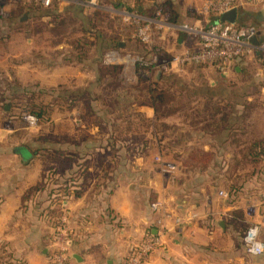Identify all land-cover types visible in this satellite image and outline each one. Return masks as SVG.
I'll list each match as a JSON object with an SVG mask.
<instances>
[{
  "label": "crops",
  "instance_id": "0c3cea01",
  "mask_svg": "<svg viewBox=\"0 0 264 264\" xmlns=\"http://www.w3.org/2000/svg\"><path fill=\"white\" fill-rule=\"evenodd\" d=\"M71 1L55 0L51 7L60 10L66 3L72 5ZM85 1L77 0L80 8H87L83 4ZM172 1L182 15L188 16L207 0ZM242 3L241 7H259L258 13L264 20V0H242ZM110 7L113 10L107 12L114 14V9L121 6L110 3ZM96 8L101 12L105 6L100 3ZM138 11L148 16L141 8ZM176 40L177 44H168V50L172 47L169 51L179 48L185 52L198 46L185 32ZM3 61L0 60V78H5ZM16 67L14 72L18 79L25 78L26 71L30 77H36L33 63H18ZM230 69L223 72L222 77L231 78ZM239 69L235 68L236 72H241ZM81 77L85 78L78 71L67 80ZM11 88L0 83L1 264H50L62 243L60 236L66 241L68 264H125L151 240L156 244L141 264H264V254H248L243 241L244 228L257 223L264 242V203L261 199L264 177L261 180L252 177L251 181L242 177L262 174L264 170V164L251 161L245 151L253 141L264 140V118L246 113L250 106L255 109L250 92L239 88L213 92L214 95L237 96L238 100L227 98L233 111L224 115L215 112L212 120L196 121L197 128L208 124V132H197L183 148H174L173 161L163 156L177 168L171 178H166L155 161L158 154L164 155L163 145L167 141L164 131L151 135L146 129L140 141L128 134L117 141L112 151L109 143L113 142L114 133L102 135L98 127L91 129L84 125L82 119L76 117L78 112L70 109L72 112L64 113L57 120L61 122L57 125L60 130L54 125L50 130L56 135L71 136L73 140L65 137L62 147H58L60 150L56 146L57 150L51 151L46 145L36 144L38 136L32 135L35 130L38 133L44 130L45 124L33 128L25 124L19 114L13 116L17 99H4L7 93L16 94ZM257 93L263 96L264 88ZM243 95H247L246 98ZM261 107L264 110V106ZM131 109L151 124L156 121V110L151 105L136 103ZM8 115L15 122L11 129L5 128ZM213 119L217 122L213 123ZM128 123L133 127L131 117ZM213 127H219V133H214ZM88 137L94 145L88 144ZM152 139L158 144L157 153L143 147ZM17 147L26 151L15 152ZM61 163L62 183L56 179L55 183L45 184L47 169ZM80 163L83 174L76 180L68 177L73 167ZM187 173L193 179L189 184L181 182L182 174ZM228 175L239 178L241 187L235 199L229 194L223 195L229 193L228 185L237 179L232 180ZM157 200L164 205L155 210L153 203ZM252 204H256L257 209L249 216L247 209Z\"/></svg>",
  "mask_w": 264,
  "mask_h": 264
},
{
  "label": "rangeland",
  "instance_id": "374dc122",
  "mask_svg": "<svg viewBox=\"0 0 264 264\" xmlns=\"http://www.w3.org/2000/svg\"><path fill=\"white\" fill-rule=\"evenodd\" d=\"M72 1V5L66 3L59 10L54 9V7L46 8L44 5L30 7L24 2L14 3V1L11 3L7 0V3L9 2L6 5L7 14L5 18H0V60L4 59L2 74L5 76V78L2 76L4 79L0 78V83L6 86L10 85L12 87L10 91L16 92L15 95L7 93L4 99H17L13 116L19 114L25 124L24 117L26 115L34 114L33 111L35 113L43 112L42 116L36 115L38 125L45 124L47 127L44 129L45 131L41 130L40 133L36 130L33 131L32 135L38 136L36 144L46 145L51 151H56L62 147L65 137L69 138V141L73 140L71 136H64L62 133L56 135L50 129L54 125L55 129L58 130L59 128L60 130L61 127L57 125H60L61 122L57 120L62 118L64 113L72 112L70 109H75L78 112L76 117L81 118L84 125L86 124L91 129L94 126L98 127L99 132L104 136L112 131L115 141L126 138L128 134L134 140L140 141L146 129L151 135L164 131L167 141L163 145L165 149H161L164 155H161L173 161L174 148H183L190 136L197 132H208V124L204 123L202 127L197 128L194 125L196 121H203L206 118L212 120L211 116L215 114L224 115L233 111V108L228 105L230 100L227 101V98L238 100L237 96L234 98L228 95H214L215 93H213L214 91L225 92L230 88H239L250 92L252 99L255 100L253 102L255 109L247 108L246 113L249 115L256 113L258 118H264V110L261 107L264 106V95L257 93L260 88H264V64L257 60L255 54L248 57V61L241 72L235 70L238 65H235L234 69H230L232 76L229 79L222 77L221 74L226 69L219 64L217 67L213 65L174 64V67L169 68V66H165V63H159V57L172 60L175 55L183 52L179 48L173 52L169 51L172 50V47L168 50V44L170 46L177 44L176 38L184 33L183 29L176 32L156 30L154 48L161 50L157 55L153 51H148L150 49L146 45L145 47L137 38L133 39V36L129 40L124 38L122 46L125 47L123 49H115L112 46L111 38L121 35L120 27L122 26L116 16L121 18L123 22L135 25V27L137 24L127 21L124 15L119 14V12L114 14L107 12L110 11V9H106L110 7V3L106 0H99V4L105 6L101 12L97 8L91 7L82 9L77 0ZM176 9L180 12L177 7ZM240 9L251 14L244 24L253 26L260 36L259 39L261 36L264 37V20L257 16L259 7L247 5L240 7ZM181 13L182 11L180 12L181 23H174L204 26L208 24L210 15L214 12H204L200 8L195 11L192 10L188 16ZM148 17H154L157 21L162 22L167 16L165 14H153L148 15ZM157 21L156 23L160 24ZM137 29L138 27H136V31ZM136 35L141 39L142 36L138 32ZM170 36L173 38L171 39ZM167 52H170L171 55ZM114 54L125 59L115 63L111 59ZM259 56L264 59V53H260ZM127 60H129L128 66ZM18 63H33V69L37 71L34 73L36 77H30L28 75L30 73L26 71L25 78L18 79L14 72L15 69H18L16 67ZM100 65L121 66L122 69L118 74L103 76L98 71ZM78 71L85 78L67 80L69 76H73ZM158 72H160L159 76H157ZM6 74L11 76L6 77ZM140 77L146 78L150 86L154 84V81L159 80L158 87L169 92L168 99L163 102L165 104L162 107L163 110L155 112L156 121L152 124L131 109L133 104L147 101L144 95H138L135 99L130 95L131 102L119 103L116 99L118 87L123 89L127 87L129 90L132 87L131 84H137ZM66 81L69 82V85L64 83ZM66 90L73 94L69 95ZM245 96L247 95L242 97L246 98ZM73 101L75 102L74 105L71 104ZM219 108H223L224 111H219ZM129 117L134 121L133 127L128 123ZM7 118L14 125L15 122L10 119L9 115ZM213 120V123L217 122V119ZM220 122L218 120V123ZM213 128L214 133H219V127ZM38 134L42 135L39 136ZM91 140L88 137L86 141L92 145L93 141ZM154 142L153 139L146 142L143 145L144 149L157 153L156 145L158 144ZM124 150L126 151V147ZM188 175V173L182 174V183L189 184L192 182V175ZM227 177L232 180L237 178L233 183L239 182L238 176L230 177L228 175ZM242 177L248 181L256 175L249 174Z\"/></svg>",
  "mask_w": 264,
  "mask_h": 264
},
{
  "label": "built area",
  "instance_id": "2783aa9c",
  "mask_svg": "<svg viewBox=\"0 0 264 264\" xmlns=\"http://www.w3.org/2000/svg\"><path fill=\"white\" fill-rule=\"evenodd\" d=\"M33 1L46 7H50L55 0ZM121 1L123 3L127 2V0ZM10 2L13 1L10 0ZM8 3L5 0H0V18H5L7 14L6 5ZM83 4L87 7L96 8L99 7V0H87ZM242 4V0H207L201 7V10L204 12H214L220 17L223 12L229 11L232 8L239 9ZM109 9L113 10L111 7H109ZM114 12L123 14L127 21H132V23L137 24V32L142 36V41L145 42L156 55L161 51L159 48H154L156 30L176 32L177 30L182 31L183 29L188 36L196 40L197 47L175 55L172 59L173 61L165 57H159V63H165V66H169V68L174 67V64L189 65L217 63L219 66H223L227 71L235 62H238V58H241L242 60L243 57L248 58L254 54L257 55V52L264 53V40L259 39V43L257 44L251 40L255 35L259 38L257 30L253 27L249 28L243 25H238L237 23L221 22L219 19L217 22L208 25L189 27L187 25L171 23L168 17L162 22L157 21L156 18L145 16L139 11H132L127 8V6H121L118 9H114ZM156 21L160 24L156 23ZM121 57L120 55L114 54L111 59L115 63H118L122 61L121 59H125ZM127 58H129V56H127ZM126 62L129 63V60ZM139 71L141 72V70ZM24 120L30 127L34 128L38 125V118L34 114L26 115ZM13 126V123L9 120L5 123V128L7 129H11ZM155 161L158 165L159 172L166 178H171L177 169L173 162L164 159L161 154H158L155 157ZM223 195L227 197L228 193L224 192ZM261 199L262 203H264V194ZM163 205V201L157 200L153 203V208L155 210L161 209L163 208ZM256 209V204L250 205L247 209L248 215L251 216ZM260 229L259 224L253 223L246 229L243 235V241L248 254L255 256L264 254V242L260 238ZM59 239L62 243L55 252L53 261L50 264H68L69 256L66 241L62 236H60ZM155 244L156 242L154 240L144 243L140 249H138V251H136L134 255L125 262V264H141L142 259L154 248Z\"/></svg>",
  "mask_w": 264,
  "mask_h": 264
},
{
  "label": "trees",
  "instance_id": "16d2710c",
  "mask_svg": "<svg viewBox=\"0 0 264 264\" xmlns=\"http://www.w3.org/2000/svg\"><path fill=\"white\" fill-rule=\"evenodd\" d=\"M5 1H7V0H5ZM8 1H10V0H8ZM11 1H13V2L15 1L14 3L24 2V4L26 3L27 5H30V7H35V6L41 7L42 6L38 2L33 1V0H11ZM13 2H11V3H13ZM106 2L114 3V5L118 6V7L127 6V8H129L132 11H138L141 8L142 11L148 15H153V14H158V13L165 14L172 23H174V22L181 23L180 12L176 9L172 0H166V1L127 0V2H125V3H123L121 0H106ZM249 16H251L250 12H248L246 10H240V12L238 14L237 24L243 25V26H246L249 28L253 27L251 25H245L244 24L245 20ZM257 16L259 18L263 19L262 14H258ZM257 16H256V18H257ZM116 17H117L116 19L121 23L122 26L120 27V34L121 35L114 36L111 38L112 46L115 49H119V48L123 49L125 47V46H122V42L124 41V38L126 40H129L132 38V36H133V39L137 38L138 41H140L141 43L144 44V46L146 45L149 48V46L146 43H144L143 41H141V39H139L138 36L136 35L137 31H136L135 25L123 22V20L121 18H119L118 16H116ZM218 19H219L218 15L215 13H212L210 15V20H209L208 24L217 22ZM174 24H176V23H174ZM178 25H180V24H178ZM170 37H171V39L173 38L172 36H170ZM260 40H264V37L261 36ZM175 42L177 43V40ZM148 51L152 52L153 50L150 49ZM167 53L169 54L170 52H167ZM169 55H171V54H169ZM256 57L258 58L257 59L258 61H260L262 64H264V59L262 56L256 55ZM247 61H248V58L243 57V59L240 62H235V64L240 66L241 71H242L243 66L246 65ZM196 65H200V66H202V65H213L216 67L218 66L217 63L196 64ZM121 69H122L121 66L107 67L104 65H100V67L98 68V71L101 73V75L104 76L106 74H111V75L118 74L121 71ZM147 84H148L147 79L144 77H140L137 84H131L132 87L129 90H127V87H125V89H123L122 87H118L116 99L119 101V103L131 102L132 98H130V95H132L134 99L137 98L138 95H144V97L146 98L147 101L141 102L139 104L151 105L152 107L155 108V110L157 112L158 111L160 112V110L162 111L163 110L162 107L165 105V104H163V102H165L168 99L167 97H169V94H168L169 92L165 89H162L161 87H158L160 84L159 80L154 81V84H152L151 86H150V84H148V85ZM66 92H69V91L66 90ZM70 94H73V93L69 92V95ZM71 104L74 105L75 102L73 101V102H71ZM69 107L71 108L70 105H69ZM251 107L252 106H250L249 108H251ZM33 113H34V115H37V116L43 115V112L42 113L41 112L35 113L33 111ZM116 142H117V139H116V141L113 140V142L109 143L111 148L116 147V144H117ZM245 151H246V154L250 156L249 159L251 161H253L255 163H259V164L260 163L264 164V140L253 141L250 145L246 146ZM54 167H49L47 169L46 182H45V184H47V185L57 182L56 179L60 180V177H62L64 175L61 172V167H63L62 163L58 167H55V168ZM263 171H262V174H260V172L258 174H254V175H256V180H261V178L264 177ZM81 174H83V166L80 163V164H77L73 167L71 173L68 174L69 175L68 177L71 176L73 178V180H76V178H78ZM60 181L62 183V180H60ZM249 181H251V180H249ZM240 187H241V185H239V183H230L228 185V192H229L228 194L231 197V199L237 198ZM237 217L240 218L241 220L244 219L240 215H237ZM245 228L247 229V227H245ZM245 228H244V231H246ZM3 264H13V263L12 262H7V263L4 262Z\"/></svg>",
  "mask_w": 264,
  "mask_h": 264
},
{
  "label": "water",
  "instance_id": "95a60500",
  "mask_svg": "<svg viewBox=\"0 0 264 264\" xmlns=\"http://www.w3.org/2000/svg\"><path fill=\"white\" fill-rule=\"evenodd\" d=\"M238 14H239V9L238 8H232L229 11L223 12L220 15V17H219V21H221V22H229V23H237ZM251 40L255 44L259 43V38H258L257 35L253 36ZM256 54L259 55L260 53L257 52ZM237 61L240 62L241 58H238ZM236 69L238 70L239 66H237ZM224 72L226 73V71H224ZM159 74H160V72H158L157 76H159ZM14 151L22 154V153H24L26 151V149L23 148V147H17V148H15Z\"/></svg>",
  "mask_w": 264,
  "mask_h": 264
}]
</instances>
